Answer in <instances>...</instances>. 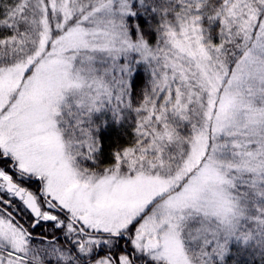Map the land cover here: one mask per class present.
Returning a JSON list of instances; mask_svg holds the SVG:
<instances>
[{"label":"snow or ice","instance_id":"6c2138e0","mask_svg":"<svg viewBox=\"0 0 264 264\" xmlns=\"http://www.w3.org/2000/svg\"><path fill=\"white\" fill-rule=\"evenodd\" d=\"M0 264H264V0H0Z\"/></svg>","mask_w":264,"mask_h":264},{"label":"trees","instance_id":"16d2710c","mask_svg":"<svg viewBox=\"0 0 264 264\" xmlns=\"http://www.w3.org/2000/svg\"><path fill=\"white\" fill-rule=\"evenodd\" d=\"M117 142L123 143L124 141L123 138H121L116 132L111 133L110 136L105 141L106 145H115ZM108 162L109 161H105V164L107 165Z\"/></svg>","mask_w":264,"mask_h":264},{"label":"rangeland","instance_id":"374dc122","mask_svg":"<svg viewBox=\"0 0 264 264\" xmlns=\"http://www.w3.org/2000/svg\"><path fill=\"white\" fill-rule=\"evenodd\" d=\"M104 166H107L106 164Z\"/></svg>","mask_w":264,"mask_h":264}]
</instances>
